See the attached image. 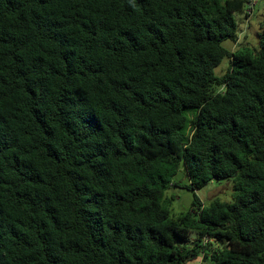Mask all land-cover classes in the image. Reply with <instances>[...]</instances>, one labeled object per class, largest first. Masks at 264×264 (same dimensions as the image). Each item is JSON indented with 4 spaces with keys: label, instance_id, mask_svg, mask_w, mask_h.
I'll return each instance as SVG.
<instances>
[{
    "label": "trees",
    "instance_id": "trees-1",
    "mask_svg": "<svg viewBox=\"0 0 264 264\" xmlns=\"http://www.w3.org/2000/svg\"><path fill=\"white\" fill-rule=\"evenodd\" d=\"M246 4L0 0V264H264V28L222 46ZM181 166L233 200L171 218Z\"/></svg>",
    "mask_w": 264,
    "mask_h": 264
},
{
    "label": "rangeland",
    "instance_id": "rangeland-1",
    "mask_svg": "<svg viewBox=\"0 0 264 264\" xmlns=\"http://www.w3.org/2000/svg\"><path fill=\"white\" fill-rule=\"evenodd\" d=\"M248 4L241 13H234L237 22V41L223 42L222 46L230 52H235L239 48L258 49V35L264 28V0H247ZM228 59L224 58L220 65L215 68L217 75L224 74L228 69ZM175 185L170 186L164 193V198L169 200L167 208L171 218L190 209L194 196H197L201 202L208 204L212 199L231 202L233 200L232 181L222 179L210 181L201 188L194 190L188 188V179L184 175L183 167L179 169L173 178ZM195 237V232L190 234V238ZM187 264H205L202 256Z\"/></svg>",
    "mask_w": 264,
    "mask_h": 264
}]
</instances>
